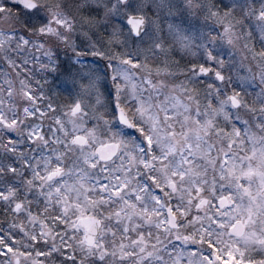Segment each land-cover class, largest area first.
<instances>
[{
  "label": "snow or ice",
  "instance_id": "snow-or-ice-1",
  "mask_svg": "<svg viewBox=\"0 0 264 264\" xmlns=\"http://www.w3.org/2000/svg\"><path fill=\"white\" fill-rule=\"evenodd\" d=\"M0 264H264V0H0Z\"/></svg>",
  "mask_w": 264,
  "mask_h": 264
}]
</instances>
